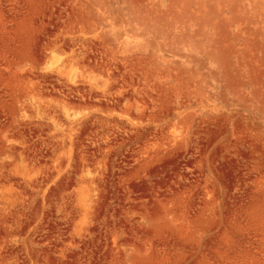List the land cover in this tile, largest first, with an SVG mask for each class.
Here are the masks:
<instances>
[{
  "label": "rangeland",
  "instance_id": "1",
  "mask_svg": "<svg viewBox=\"0 0 264 264\" xmlns=\"http://www.w3.org/2000/svg\"><path fill=\"white\" fill-rule=\"evenodd\" d=\"M0 264H264V0H0Z\"/></svg>",
  "mask_w": 264,
  "mask_h": 264
}]
</instances>
